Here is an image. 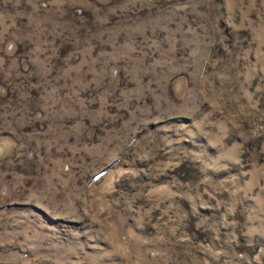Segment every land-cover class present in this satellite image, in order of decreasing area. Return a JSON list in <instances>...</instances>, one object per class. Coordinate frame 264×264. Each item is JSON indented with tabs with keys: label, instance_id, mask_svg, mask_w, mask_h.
Segmentation results:
<instances>
[{
	"label": "rangeland",
	"instance_id": "rangeland-1",
	"mask_svg": "<svg viewBox=\"0 0 264 264\" xmlns=\"http://www.w3.org/2000/svg\"><path fill=\"white\" fill-rule=\"evenodd\" d=\"M0 264H264V0H0Z\"/></svg>",
	"mask_w": 264,
	"mask_h": 264
}]
</instances>
